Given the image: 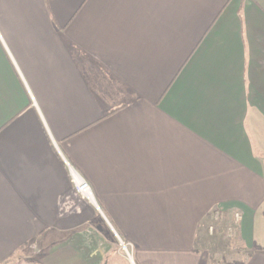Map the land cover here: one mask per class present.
<instances>
[{
    "label": "crops",
    "instance_id": "1",
    "mask_svg": "<svg viewBox=\"0 0 264 264\" xmlns=\"http://www.w3.org/2000/svg\"><path fill=\"white\" fill-rule=\"evenodd\" d=\"M110 229L264 264V0H0V264H109Z\"/></svg>",
    "mask_w": 264,
    "mask_h": 264
},
{
    "label": "rangeland",
    "instance_id": "2",
    "mask_svg": "<svg viewBox=\"0 0 264 264\" xmlns=\"http://www.w3.org/2000/svg\"><path fill=\"white\" fill-rule=\"evenodd\" d=\"M97 216H98V219L101 221L102 219L98 213H97ZM237 229L238 228L236 227L235 224L231 228V230H232L231 233H233L234 237H237ZM111 231L113 232V229H110V233H111L110 237H111L112 243H113V251L117 254V256H116L114 262L112 261V263H109V264H132V260L128 257V255L126 254V252L122 246V243H124V242L115 234V232L112 233ZM125 246L127 247L128 251L130 252V254L133 258L131 249L126 244H125ZM22 262L38 263V262H40V258L38 255L37 256L35 255L31 259L15 260V261H11L7 264H18V263H22Z\"/></svg>",
    "mask_w": 264,
    "mask_h": 264
},
{
    "label": "built area",
    "instance_id": "3",
    "mask_svg": "<svg viewBox=\"0 0 264 264\" xmlns=\"http://www.w3.org/2000/svg\"><path fill=\"white\" fill-rule=\"evenodd\" d=\"M72 179H73V186L74 190L76 191L77 194H79L82 198H84L86 201H88L91 204H94L93 196L91 194V190L89 185L82 179H80L75 173H72ZM236 220H240V215L235 214ZM210 234L214 233V228L209 229ZM123 247L127 248L125 244Z\"/></svg>",
    "mask_w": 264,
    "mask_h": 264
},
{
    "label": "bare ground",
    "instance_id": "4",
    "mask_svg": "<svg viewBox=\"0 0 264 264\" xmlns=\"http://www.w3.org/2000/svg\"><path fill=\"white\" fill-rule=\"evenodd\" d=\"M123 248H124L126 254L128 255V257L132 260V256H131L130 252L128 251V249L125 247H123Z\"/></svg>",
    "mask_w": 264,
    "mask_h": 264
},
{
    "label": "water",
    "instance_id": "5",
    "mask_svg": "<svg viewBox=\"0 0 264 264\" xmlns=\"http://www.w3.org/2000/svg\"><path fill=\"white\" fill-rule=\"evenodd\" d=\"M124 245V243H122Z\"/></svg>",
    "mask_w": 264,
    "mask_h": 264
},
{
    "label": "trees",
    "instance_id": "6",
    "mask_svg": "<svg viewBox=\"0 0 264 264\" xmlns=\"http://www.w3.org/2000/svg\"><path fill=\"white\" fill-rule=\"evenodd\" d=\"M18 264H20V263H18Z\"/></svg>",
    "mask_w": 264,
    "mask_h": 264
}]
</instances>
